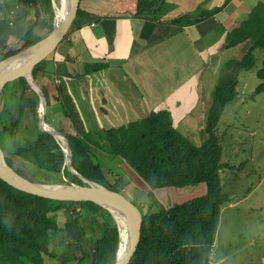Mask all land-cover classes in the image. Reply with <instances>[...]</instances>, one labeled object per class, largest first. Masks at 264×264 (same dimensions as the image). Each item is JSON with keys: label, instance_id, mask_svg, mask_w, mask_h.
<instances>
[{"label": "trees", "instance_id": "obj_1", "mask_svg": "<svg viewBox=\"0 0 264 264\" xmlns=\"http://www.w3.org/2000/svg\"><path fill=\"white\" fill-rule=\"evenodd\" d=\"M46 1L43 9L52 13L51 0ZM165 1L138 0L136 15L146 17L153 12L152 18L159 20L165 10ZM0 13L5 15V5L1 2ZM195 20L197 18L193 19L191 16L187 20L184 16L174 19L181 25ZM247 29H252V36L246 32ZM246 36L250 37L249 42H245ZM240 42L245 44L244 50L237 56V64L240 69H251L256 64L254 49L261 48L264 51V3L254 6L249 18L232 32L229 44ZM12 49L14 48L7 49L8 52L0 60L13 52ZM233 73L223 74L216 83L211 104L204 117L203 142L200 144L185 140L173 126L170 117L157 111H151L147 116L117 127L87 128L78 109L71 102V93L62 86L61 89L58 88L64 116L70 123L64 134L70 144L72 166L86 178L119 191L109 184L101 164L95 160L97 155H107L117 156L122 162L127 161L151 190L170 186L190 188L200 183L206 184L204 194L169 203L167 207L154 206L155 200L150 199V209H143L144 229L141 240L129 264H212L210 255L221 208L231 200L221 184L220 170L232 165L221 161L222 144L218 123L226 104L237 95L238 77ZM256 74L261 79L257 91L262 92L264 58ZM22 86L32 93L29 96L31 103L27 106L36 115L39 96L31 88ZM30 120L35 123L34 127L24 128L21 132L18 130L21 116H17L12 123L4 124L2 130L11 150L5 144L0 147L19 157L36 174L45 170L56 176L62 174L66 182L83 184L64 165L65 155L55 137L38 128L35 116ZM30 129L34 131L29 138H19V133ZM6 158L11 164V160ZM62 208L73 215V223L79 234L82 233L79 219L85 210L88 225L95 233L92 254L89 255L79 246L82 249L80 259L88 258L89 264H113L119 231L108 210L91 201H56L34 196L8 185L1 178L0 264H49L46 257L55 258L56 251H51L48 256L45 251L53 235L59 230L58 217ZM67 224L72 228L71 223Z\"/></svg>", "mask_w": 264, "mask_h": 264}, {"label": "crops", "instance_id": "obj_2", "mask_svg": "<svg viewBox=\"0 0 264 264\" xmlns=\"http://www.w3.org/2000/svg\"><path fill=\"white\" fill-rule=\"evenodd\" d=\"M0 2L5 5V15L0 13V35L9 28L8 36L12 38L17 29L29 26L23 33H18L20 39H24L31 27L27 21L38 17L36 24L41 17L35 16L33 11L39 3L27 0ZM53 3L54 0L51 15L42 13V17L50 19L52 26ZM259 3L264 0H166L163 15L156 20L152 18L153 12L146 17L136 15L138 0H81L78 22L67 43L49 62H53L50 69L45 68L48 63L38 71L41 88L47 96V115L61 116L58 88L62 86L72 95L78 90L83 117L95 119L100 127L120 126L128 123V119L142 118L151 111L164 112L172 119L184 118L190 112H198L199 117L204 118L207 114L203 116L202 113L208 111L209 105L204 106L208 94H203L202 88L215 85L220 74L226 73L225 65L238 60L245 43L230 45L232 32ZM181 16L186 20L188 16L197 20L181 25L174 21ZM11 18L13 27L9 25ZM23 43L31 45L27 41ZM191 50L202 59L193 74L183 68ZM164 54L176 68L171 74L174 80L171 88L165 87L168 71L159 77L153 72L157 65L154 61ZM141 64L144 66L142 73L138 67ZM134 71L136 75L142 74V89L132 87L129 82ZM205 71L207 74L203 79L201 76ZM50 75L53 77H48ZM49 92L53 93V98ZM27 109L30 120L35 113L30 106ZM18 112L17 116H20L21 111ZM204 190L202 194L206 188ZM180 192L184 195L188 191Z\"/></svg>", "mask_w": 264, "mask_h": 264}, {"label": "rangeland", "instance_id": "obj_3", "mask_svg": "<svg viewBox=\"0 0 264 264\" xmlns=\"http://www.w3.org/2000/svg\"><path fill=\"white\" fill-rule=\"evenodd\" d=\"M15 1L25 2V0ZM27 1H37L40 5L34 8L33 11H35V16L41 17L36 24L34 23L38 17L34 19L30 18L27 21L29 25L31 24L30 31L24 39L22 38L23 42L27 41L32 45L43 38L37 39L39 36H44L51 30L52 24L50 19H47L45 16L42 17L43 12L49 15H51V12H46L43 9V6L47 4L46 0ZM55 1L58 4L59 0ZM11 20L13 22V18ZM6 27L9 26L7 25ZM27 27L29 26L17 29L18 32L16 35H12V38L8 36L10 32L7 29L9 28H6L2 32L0 35V45L2 44L0 47V57L8 52L7 49L11 47L14 48L12 49L13 52L5 55L3 59L18 55L19 52L31 46L23 43L22 39H20V34H18L23 33ZM246 32L251 36L253 34L252 29H247ZM249 38L246 36L247 40L245 42H249ZM242 49L244 50V48ZM156 50L160 51L159 49ZM253 53L256 57V64L251 69H240L237 61L232 64L230 62L229 65L226 64L224 67L227 70L226 74L234 72L233 74L238 77L237 95L234 100L226 104L218 123V134L222 144L221 161L232 165L231 167L220 170L221 184L223 191L231 197V200L221 208L215 242L210 255L212 264H264V91H257V86L261 82V79L256 74L257 68L262 65L264 51L261 48H255ZM156 59L157 61H154V63L157 65H154L153 68V72H156L155 76L159 77L162 72L168 71L165 79V87L171 88L174 84V80L171 79V74L176 68L165 54ZM185 59L187 65L183 63V68L190 74H193L195 66H200L201 64L199 62L202 61L201 57L194 50H191ZM52 63H49L45 68L50 69ZM138 67L142 73L144 66L141 64ZM158 68H160V71L157 70ZM206 74L207 71H205L201 78L204 79ZM221 75L216 79L217 81ZM48 77L53 76L50 75ZM35 79L41 86L38 73ZM142 80V74L136 75L134 71L129 82L132 83V87L136 88L137 86L142 89ZM159 81H162V79L159 78ZM217 81L215 82L217 83ZM216 83L215 85H211L210 88L208 85L202 88L203 94H208L204 105L205 107L211 104ZM49 93L52 94L51 98H53V93ZM74 93L75 95L71 94V102L78 109L84 126L87 128L90 127L91 129L103 128L99 126L95 119H85L83 117L79 109L80 107L82 109L83 106L78 102V99H80L78 90ZM127 93L130 95L129 91ZM30 95L32 93L29 90H25L22 84L16 87L14 86L9 90L7 89L0 95V145L5 144L7 149L11 150V147L9 143H6L7 139L4 136L2 126L10 122L12 123L18 115V111H21L20 116H22L21 126L18 127L19 132L24 128H33L35 125L32 120H28L27 118L29 115L27 105H29V102L31 103V100H29ZM45 97L47 99L46 94ZM77 102L79 103V107ZM39 109L40 105L37 104V119H39ZM59 109L61 110V107ZM161 113L165 115L164 112ZM202 114L203 116L206 115L207 109ZM170 119L174 122L175 128L185 140L195 144L203 142L200 124L203 125L205 118L199 117L198 112H190L188 116L184 115V118ZM128 120L129 122L133 121ZM46 123L52 129L59 130L63 133H65L70 124L66 116H64L63 109L59 117L56 115L53 117L48 114ZM33 131V129L23 131L21 134L19 133V138L21 136L29 138ZM5 154L11 160L10 162L15 169L18 171L21 170L23 174L34 180L47 183L62 180L64 183L66 182L62 174L56 176L48 171L41 170V173H37L39 174L37 175L33 168H29L30 166L23 163L16 155L10 154L7 151H5ZM95 160H98L101 164L109 184L118 188L119 191L138 205L142 211L143 209H150V199L155 200L154 206L158 205L161 207L162 205L163 207H167L169 203L180 202L194 196L202 195V190L206 188L205 183H200L190 188L170 186L151 190L145 185V182L127 161L122 162L117 156L107 155H97ZM183 189H186L188 192L181 195L180 191ZM76 208L79 209L78 206ZM83 212L84 214L79 219L82 230V233H80L81 236L79 237L80 234L73 223V215L71 212L67 211L66 208L59 210V230L53 235L45 251L47 256L51 251H56L55 258H51L50 256L46 257L49 264H89L88 258L80 259L82 258L81 250L84 249L89 255L90 253L92 254V241L95 239V233L92 232L88 225L87 212L85 210ZM114 222L116 223V221ZM67 223H71L72 228Z\"/></svg>", "mask_w": 264, "mask_h": 264}, {"label": "water", "instance_id": "obj_4", "mask_svg": "<svg viewBox=\"0 0 264 264\" xmlns=\"http://www.w3.org/2000/svg\"><path fill=\"white\" fill-rule=\"evenodd\" d=\"M60 2L61 0H59L58 4H60ZM65 3V17L59 25H56L53 19L51 31L41 40L28 46L23 51L19 52L18 55L0 60V95L5 92V90H9L19 84L31 88L38 94L40 100L38 128L55 137L65 155L64 165L73 175L79 177L84 183L63 182L64 184L55 185L53 183L40 182L27 177L18 172L7 161L5 151L1 147L0 178L8 185L34 196L56 201H91L105 208L115 219L119 231L118 248L113 264H129L141 240L144 229V212L121 191L111 189L88 179L73 168V156L68 138L63 132L52 129V127L46 123L48 103L43 89L35 79V75L38 71L43 69L63 49L73 28L78 22L81 0H65ZM58 4L54 0V17ZM23 56H26V58L18 60ZM44 123L47 124L48 128L43 126ZM122 207L127 209L130 216L129 219L133 220V228L126 251L122 255H118L122 236L115 212H120V208Z\"/></svg>", "mask_w": 264, "mask_h": 264}, {"label": "bare ground", "instance_id": "obj_5", "mask_svg": "<svg viewBox=\"0 0 264 264\" xmlns=\"http://www.w3.org/2000/svg\"><path fill=\"white\" fill-rule=\"evenodd\" d=\"M65 12H66V3L65 0H61L60 4H58V6L56 7V15L54 17V23L56 25H59L63 21V18L65 17ZM24 58H26V56L20 57L18 60L20 59L22 60ZM43 126L48 128L46 123H44ZM51 183L55 185L64 184L63 182H51ZM115 216L120 225V231L122 236L121 242L119 244L118 255H122L126 251L128 247L129 238L132 235L133 220L129 219L130 216L127 212V209L123 207L120 208V212L117 213L115 212Z\"/></svg>", "mask_w": 264, "mask_h": 264}, {"label": "built area", "instance_id": "obj_6", "mask_svg": "<svg viewBox=\"0 0 264 264\" xmlns=\"http://www.w3.org/2000/svg\"><path fill=\"white\" fill-rule=\"evenodd\" d=\"M13 13H14V11L11 10V14H13ZM10 24L11 25L13 24L12 20H10Z\"/></svg>", "mask_w": 264, "mask_h": 264}, {"label": "clouds", "instance_id": "obj_7", "mask_svg": "<svg viewBox=\"0 0 264 264\" xmlns=\"http://www.w3.org/2000/svg\"><path fill=\"white\" fill-rule=\"evenodd\" d=\"M39 105H40V102H39ZM47 117V116H46ZM38 123V122H37ZM50 126V125H49Z\"/></svg>", "mask_w": 264, "mask_h": 264}, {"label": "flooded vegetation", "instance_id": "obj_8", "mask_svg": "<svg viewBox=\"0 0 264 264\" xmlns=\"http://www.w3.org/2000/svg\"><path fill=\"white\" fill-rule=\"evenodd\" d=\"M35 117H38V115H37V116L35 115ZM37 122H38V121H37Z\"/></svg>", "mask_w": 264, "mask_h": 264}]
</instances>
